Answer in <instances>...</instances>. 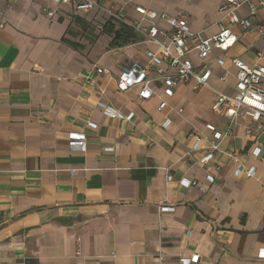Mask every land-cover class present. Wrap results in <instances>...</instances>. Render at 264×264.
Segmentation results:
<instances>
[{
  "label": "crops",
  "instance_id": "obj_1",
  "mask_svg": "<svg viewBox=\"0 0 264 264\" xmlns=\"http://www.w3.org/2000/svg\"><path fill=\"white\" fill-rule=\"evenodd\" d=\"M97 1L124 7L131 20L138 5L181 15L204 36L223 23L239 41L214 50L208 86L182 84L159 110L158 95L117 88L153 43L111 48L100 8L0 0V264H264V119L213 110L217 92H234L231 59L264 65V40L224 18L222 0ZM240 14L250 16L247 7ZM251 19L264 23V5ZM207 123L225 134L216 150ZM73 132L86 134V150L70 146ZM239 163L254 176L236 174Z\"/></svg>",
  "mask_w": 264,
  "mask_h": 264
},
{
  "label": "built area",
  "instance_id": "obj_2",
  "mask_svg": "<svg viewBox=\"0 0 264 264\" xmlns=\"http://www.w3.org/2000/svg\"><path fill=\"white\" fill-rule=\"evenodd\" d=\"M57 5L74 3L76 11L89 12L95 8H100L107 19L118 24H123L134 29L142 36L143 42L153 43L157 50H146V63L135 62L123 69L117 78V88L125 92L132 88H137L138 97L141 100H148L158 95L160 102L159 110L168 106V98L175 94L176 89L182 84L192 83L194 89H200L209 85L212 76V68L208 62L211 60L215 49L227 52L239 41V35L231 26L223 23L219 24V31L212 36H204L202 32L194 33L186 17L181 15L169 16L148 9L142 5L136 6L138 19L128 18L124 7L115 5H100L97 0H55ZM257 5H264V0H222L219 11L224 14L233 26L239 25L244 29L255 30L264 40V23L254 24L251 16L257 12ZM247 7L250 16H241L240 10ZM44 12L50 17L56 15L57 9L44 8ZM166 22V26L161 24ZM140 41V42H141ZM262 56V55H260ZM193 57L200 60L195 64ZM232 64L236 67V83L232 94L217 92L213 110L226 111L233 119L240 115L243 109L252 113L255 120L264 119V65L260 63L249 64L240 57H233ZM220 66L225 64L223 58H218ZM97 72H104L103 68H97ZM154 72L155 77L151 76ZM227 73L221 79L225 80ZM155 82H160L161 92H157ZM106 111L114 117H124L120 113L105 107ZM133 113L127 115L126 119H132ZM170 119L163 122V126L168 127ZM88 126H94L89 121ZM264 127V123L259 125ZM206 128L214 133L215 141L210 142V150L218 149V145L225 135L212 123H207ZM200 141V139H199ZM70 146L86 150V134L73 132L70 134ZM198 145V144H197ZM197 148V146L195 147ZM253 153L259 155L260 149L255 148ZM213 158L210 151L203 156L200 161L206 163ZM236 174H246L252 177L255 174L254 168H245L238 164ZM168 181L173 179L169 174ZM209 181H214L212 175H208ZM185 186L197 185V181L183 179ZM173 207H163V210H172ZM259 258L264 259V248L258 253ZM183 264H187L189 259H182Z\"/></svg>",
  "mask_w": 264,
  "mask_h": 264
},
{
  "label": "trees",
  "instance_id": "obj_3",
  "mask_svg": "<svg viewBox=\"0 0 264 264\" xmlns=\"http://www.w3.org/2000/svg\"><path fill=\"white\" fill-rule=\"evenodd\" d=\"M103 33L110 36L109 46L111 48L121 47L142 40V36L134 31L133 28L126 25H117L108 20L103 25Z\"/></svg>",
  "mask_w": 264,
  "mask_h": 264
},
{
  "label": "rangeland",
  "instance_id": "obj_4",
  "mask_svg": "<svg viewBox=\"0 0 264 264\" xmlns=\"http://www.w3.org/2000/svg\"><path fill=\"white\" fill-rule=\"evenodd\" d=\"M115 24L120 25V24H118V23H115Z\"/></svg>",
  "mask_w": 264,
  "mask_h": 264
}]
</instances>
